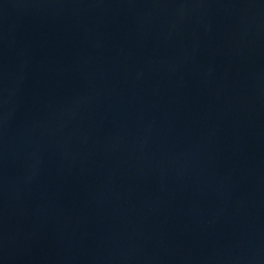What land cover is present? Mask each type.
I'll return each instance as SVG.
<instances>
[{
    "label": "water",
    "instance_id": "obj_1",
    "mask_svg": "<svg viewBox=\"0 0 264 264\" xmlns=\"http://www.w3.org/2000/svg\"><path fill=\"white\" fill-rule=\"evenodd\" d=\"M0 264H264V0H0Z\"/></svg>",
    "mask_w": 264,
    "mask_h": 264
}]
</instances>
